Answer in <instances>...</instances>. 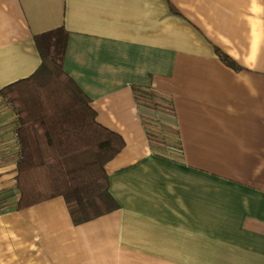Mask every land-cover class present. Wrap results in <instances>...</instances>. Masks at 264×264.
<instances>
[{"label": "crops", "instance_id": "0c3cea01", "mask_svg": "<svg viewBox=\"0 0 264 264\" xmlns=\"http://www.w3.org/2000/svg\"><path fill=\"white\" fill-rule=\"evenodd\" d=\"M56 31L126 143L105 165L119 208L83 224L62 196L19 210V120L0 97V264H264V0H0V91Z\"/></svg>", "mask_w": 264, "mask_h": 264}, {"label": "trees", "instance_id": "16d2710c", "mask_svg": "<svg viewBox=\"0 0 264 264\" xmlns=\"http://www.w3.org/2000/svg\"><path fill=\"white\" fill-rule=\"evenodd\" d=\"M65 44L63 31L38 37L41 67L1 90L0 97L17 113L20 126L18 209L62 196L75 224H83L119 208L105 165L126 143L96 121L91 100L63 70Z\"/></svg>", "mask_w": 264, "mask_h": 264}, {"label": "rangeland", "instance_id": "374dc122", "mask_svg": "<svg viewBox=\"0 0 264 264\" xmlns=\"http://www.w3.org/2000/svg\"><path fill=\"white\" fill-rule=\"evenodd\" d=\"M165 138H168V142H172L174 139L173 138H171V137H165ZM166 140V139H165ZM169 155H171V154H169Z\"/></svg>", "mask_w": 264, "mask_h": 264}]
</instances>
